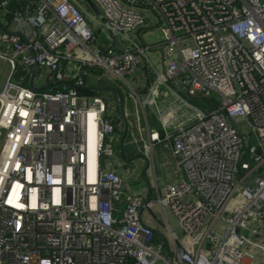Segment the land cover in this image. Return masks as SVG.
<instances>
[{
    "label": "built area",
    "instance_id": "2783aa9c",
    "mask_svg": "<svg viewBox=\"0 0 264 264\" xmlns=\"http://www.w3.org/2000/svg\"><path fill=\"white\" fill-rule=\"evenodd\" d=\"M92 1L96 26L78 0H23L0 25V264H242L264 236V0ZM128 124L169 143L177 181L128 186Z\"/></svg>",
    "mask_w": 264,
    "mask_h": 264
},
{
    "label": "crops",
    "instance_id": "0c3cea01",
    "mask_svg": "<svg viewBox=\"0 0 264 264\" xmlns=\"http://www.w3.org/2000/svg\"><path fill=\"white\" fill-rule=\"evenodd\" d=\"M78 1L81 6L83 4L82 7L85 8V10H88V6H89L88 4H86L82 0H78ZM88 11H89V14L93 13L90 10ZM1 21L3 22V20H0V25H3L4 23H2ZM6 26L13 29L14 26H17V23L15 21L10 22L9 20L8 24H4L5 28ZM179 91H177L179 94H181L184 97H187L184 92H182L181 90ZM159 94H160V97L162 94L163 98L167 96L165 100L161 98L163 99L162 100L163 102H161V105L163 108H172L171 110L174 109L173 115L175 116L176 119H178L179 117H181L183 113H185L186 109L180 105V102L178 99L172 97L173 94L171 92H167V93L159 92L158 95ZM144 116L145 115L142 112L143 122H144L143 119H145ZM146 119L148 120V123L151 126H157L159 122L157 120L156 114L151 113V112H147ZM122 134H123V130L120 133L119 139L116 143V145H118V147L116 148V154L118 156L116 158L118 162L116 167L119 170H122L126 175L128 174L130 169H128L126 162H123V161L124 159H128L127 156L129 155L142 152V153H145V155L147 156L149 160L148 166L144 171L145 177H143V175L141 174V169L145 163L144 158L141 159L142 161H140L141 163H139V167L136 172L135 180L138 182L140 188H142L144 191L153 193V189L156 186L155 184H163L165 182H172V181L178 180L179 170L176 166L175 159H174L173 154L171 153V149H170L168 142L164 140L156 142L152 146V148L147 151L137 149L135 146L138 143L135 142L134 139L130 138L134 135L136 136V130L133 127V125L130 124L128 128H126L125 134L123 136V155L124 157H122L120 155V139L122 137ZM129 138L130 140H128ZM254 241L255 242L249 243L246 245V249H248V251L251 252V256L247 257L246 261H244L243 264H264V236L255 237Z\"/></svg>",
    "mask_w": 264,
    "mask_h": 264
},
{
    "label": "rangeland",
    "instance_id": "374dc122",
    "mask_svg": "<svg viewBox=\"0 0 264 264\" xmlns=\"http://www.w3.org/2000/svg\"><path fill=\"white\" fill-rule=\"evenodd\" d=\"M82 6H83V4H82ZM88 10H90L91 12H93V14L94 15H97V12L95 11V10H93V9H91L89 6H88ZM86 11L88 14H87V16H88V18H90V22H91V24L93 25V26H96L95 24H96V21L91 17V15L89 14V11ZM86 15V14H85ZM101 35L103 36L104 35V33L103 32H101ZM144 38L146 39V41H148V42H154V41H157V40H159V39H161L162 38V30H161V27H160V25H154V26H152V27H150V28H148V29H146V31H145V33H144ZM153 59V58H152ZM9 69H10V67H9V64L4 60V59H0V90L2 89V85H3V83H4V81H5V79H6V77H7V75H8V73H9ZM13 78H17V76L15 75L14 77H12V79ZM158 88H160V86L158 87ZM190 100L194 103V104H196V105H198V104H200V100L199 99H195V98H190ZM190 110H191V108L190 107H188ZM130 111H132V109L130 110ZM141 111V110H140ZM140 121L142 120V113L140 112ZM2 141H3V136H0V147H1V144H2ZM138 144L135 146L137 149H141V150H144L143 149V143L142 142H140V141H136ZM118 147V145H116L115 146V150H116V148ZM147 150H149L148 148L146 149V150H144V151H147ZM145 154V153H144ZM133 155H135L134 157H133ZM133 155H129V156H127V158L128 159H124V161L123 162H126V165H127V167H128V169H130L129 170V172H128V174L126 175V179H127V182H128V186L130 187V188H138V182L135 180V177H136V172H137V169H138V167H139V163H141L140 161H142L141 159V157H139V156H136V153L135 154H133ZM114 156H116L115 157V159L118 157L117 156V154H114ZM122 171V170H121ZM166 212H167V216H168V218L170 219V222H173V220H172V215H171V212H170V210L168 209V207H166ZM154 213H155V215L157 216V217H160L161 219L163 218V216H162V213H161V210H160V208L158 207V205H156L155 207H154ZM244 261H246V259H244ZM244 263V262H243ZM242 263V264H243Z\"/></svg>",
    "mask_w": 264,
    "mask_h": 264
},
{
    "label": "water",
    "instance_id": "95a60500",
    "mask_svg": "<svg viewBox=\"0 0 264 264\" xmlns=\"http://www.w3.org/2000/svg\"><path fill=\"white\" fill-rule=\"evenodd\" d=\"M82 1H84L86 4H88L89 7H90L91 9L95 10L96 12L99 11V10H98V7L96 6V4H95L92 0H82ZM107 31H108L109 35H110L112 38H114V34H113L110 30H107ZM111 45H113V46H114L115 48H117V49L122 48V44H121L117 39H115V38L112 40ZM30 85H31V86H34L33 83H32V80H30ZM45 86H47V85H45ZM45 86H41V87H45ZM87 87H88V88H91V89H94V90L111 88V87H109V86H97V85H89V86H87ZM125 131H126V127L124 128V130H123V134H122V137H121V139H120V155H121L122 157H124V155H123V136H124V134H125ZM134 156H135V155H133V157H134ZM136 156H139V157L145 159L144 166H143L142 169H141V174L143 175V177H145V173H144V171H145V169H146L147 166H148L149 160H148L147 156H146L144 153H142V152H138V153H136Z\"/></svg>",
    "mask_w": 264,
    "mask_h": 264
},
{
    "label": "trees",
    "instance_id": "16d2710c",
    "mask_svg": "<svg viewBox=\"0 0 264 264\" xmlns=\"http://www.w3.org/2000/svg\"><path fill=\"white\" fill-rule=\"evenodd\" d=\"M23 3V0H11L9 3H8V8H9V11L7 12V18L10 20L11 17H12V11L14 10V8H17L18 5L22 4ZM96 33L99 35V30L96 28L95 29ZM152 78V75L149 74V77H148V81L150 82V79ZM46 88L45 89H52V90H57V89H66L67 88V85H64L63 83L61 82H52L51 84H49L48 86H45ZM78 91H82V92H88V93H94V92H97V90H94V89H91V88H88V87H80L78 88Z\"/></svg>",
    "mask_w": 264,
    "mask_h": 264
},
{
    "label": "bare ground",
    "instance_id": "6f19581e",
    "mask_svg": "<svg viewBox=\"0 0 264 264\" xmlns=\"http://www.w3.org/2000/svg\"><path fill=\"white\" fill-rule=\"evenodd\" d=\"M138 132V133H137ZM137 132H136V136L134 135V136H132V137H130V138H132V139H134L135 140V142L136 141H140V142H142L143 144H144V141H143V134H142V129H141V127H138L137 128ZM134 134V133H133ZM130 138L128 139V140H130ZM145 146V145H144ZM144 146H143V149L145 150V148H144ZM93 142L92 141H90V156L93 154V152H92V150H93ZM91 159H92V157H91ZM18 188L19 187H17V186H15L14 185V187H13V193H12V197L14 198L15 196H16V194H17V192H18Z\"/></svg>",
    "mask_w": 264,
    "mask_h": 264
}]
</instances>
